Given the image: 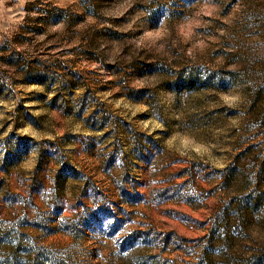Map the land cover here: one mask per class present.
Instances as JSON below:
<instances>
[{"label": "rangeland", "instance_id": "1", "mask_svg": "<svg viewBox=\"0 0 264 264\" xmlns=\"http://www.w3.org/2000/svg\"><path fill=\"white\" fill-rule=\"evenodd\" d=\"M0 264H264V0H0Z\"/></svg>", "mask_w": 264, "mask_h": 264}]
</instances>
